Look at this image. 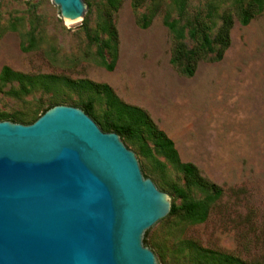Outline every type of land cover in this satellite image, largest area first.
I'll return each mask as SVG.
<instances>
[{"label": "rangeland", "instance_id": "obj_1", "mask_svg": "<svg viewBox=\"0 0 264 264\" xmlns=\"http://www.w3.org/2000/svg\"><path fill=\"white\" fill-rule=\"evenodd\" d=\"M84 1V20L67 24L52 0H0V73L7 66L60 79L50 89L36 88L21 99L7 94L17 84L3 87L0 115L30 122L51 105L92 103L95 116L103 121L104 100L62 80L108 85L121 101L150 115L174 142L182 162L195 164L224 190L204 224L185 226L178 218L165 219L146 233L144 242L159 264H191L178 254L182 240L264 264V15L247 26L235 20L223 59L200 63L190 79L171 64L173 42L164 18L167 13L177 18L173 0H137L136 10V0H123L115 17L116 58L112 51L105 52L107 63L114 64L111 71L100 65L90 40L106 0ZM209 3L222 15L233 0H191L189 11ZM153 11L152 23L141 28V17ZM129 148L143 173L173 201L175 188L184 186L182 175L163 157L144 158L137 147ZM194 196L203 197L198 192Z\"/></svg>", "mask_w": 264, "mask_h": 264}, {"label": "water", "instance_id": "obj_2", "mask_svg": "<svg viewBox=\"0 0 264 264\" xmlns=\"http://www.w3.org/2000/svg\"><path fill=\"white\" fill-rule=\"evenodd\" d=\"M67 24L84 0H52ZM172 200L137 154L84 110L0 121V264H159L146 233Z\"/></svg>", "mask_w": 264, "mask_h": 264}, {"label": "trees", "instance_id": "obj_3", "mask_svg": "<svg viewBox=\"0 0 264 264\" xmlns=\"http://www.w3.org/2000/svg\"><path fill=\"white\" fill-rule=\"evenodd\" d=\"M190 1L173 0L177 18H172L167 13L164 25L169 30L173 42L171 64L182 76L191 79L200 63H217L223 59L231 46V31L235 20L240 25L247 26L252 20L264 15V0H233L232 7L226 9L222 15L218 14L219 7L212 3L207 4L205 9L190 13ZM122 2L123 0H106L96 33L90 38L97 48L96 55L100 65L109 71L113 70L114 64L107 63L105 52L112 51L116 58L119 36L115 17ZM138 6L139 2L134 1L135 10ZM154 12L141 17V28L149 27ZM59 81L60 79L51 75L32 76L5 66L0 73V91L3 87L17 84V89H11L7 94L21 99L30 95L36 88L48 90ZM62 83L104 100L106 117L103 121L95 116L92 103L75 106L93 118L104 132L119 134L128 148L130 144L137 147L144 158L155 160V155L163 157L182 175L184 186L175 188L176 198L173 199L171 212L165 219L178 218L181 225L185 226L201 225L208 220L211 208L224 195L223 188L205 177L195 164L182 162L174 142L159 129L145 110L124 103L106 84L68 79L62 80ZM53 106L56 105L44 109L42 115ZM38 118L27 122L16 116L0 115V121L26 122V124L34 123ZM196 192L203 197H195ZM177 199L181 201L180 205L176 204ZM145 245L148 246L147 243ZM178 254L188 257L191 264H263L249 263L232 254L204 250L191 240L180 241Z\"/></svg>", "mask_w": 264, "mask_h": 264}, {"label": "bare ground", "instance_id": "obj_4", "mask_svg": "<svg viewBox=\"0 0 264 264\" xmlns=\"http://www.w3.org/2000/svg\"><path fill=\"white\" fill-rule=\"evenodd\" d=\"M73 23H75V22H73Z\"/></svg>", "mask_w": 264, "mask_h": 264}]
</instances>
